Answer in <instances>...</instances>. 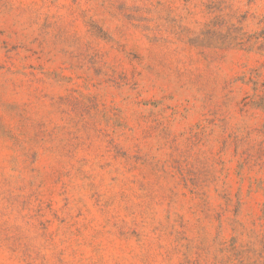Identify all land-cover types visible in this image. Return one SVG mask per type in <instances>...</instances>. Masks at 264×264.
<instances>
[{
	"label": "rangeland",
	"instance_id": "obj_1",
	"mask_svg": "<svg viewBox=\"0 0 264 264\" xmlns=\"http://www.w3.org/2000/svg\"><path fill=\"white\" fill-rule=\"evenodd\" d=\"M0 264H264V0H0Z\"/></svg>",
	"mask_w": 264,
	"mask_h": 264
}]
</instances>
